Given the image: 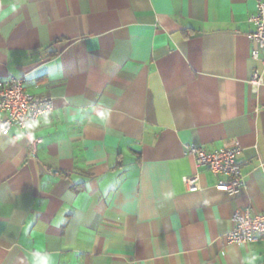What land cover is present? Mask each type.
I'll return each instance as SVG.
<instances>
[{"label": "crops", "instance_id": "0c3cea01", "mask_svg": "<svg viewBox=\"0 0 264 264\" xmlns=\"http://www.w3.org/2000/svg\"><path fill=\"white\" fill-rule=\"evenodd\" d=\"M256 5L0 0V80L54 99L0 133V264H264V239L228 240L235 210H264ZM185 143L239 146L245 187L220 189Z\"/></svg>", "mask_w": 264, "mask_h": 264}, {"label": "built area", "instance_id": "2783aa9c", "mask_svg": "<svg viewBox=\"0 0 264 264\" xmlns=\"http://www.w3.org/2000/svg\"><path fill=\"white\" fill-rule=\"evenodd\" d=\"M249 22L255 27L250 33L253 43L251 57L253 60L260 58L264 52V0H257L256 10L250 14ZM250 85L257 92L264 85V77L255 70ZM54 108V99L50 95H35L27 91L25 79L20 76H11L0 80V133L10 135L14 126L28 128L33 122L38 121L43 115ZM40 139L30 137L33 145ZM185 155L194 158L197 165L207 168L214 175H224L226 179L219 182L218 187L235 195L246 185L242 165L238 161L241 153L239 146H230L208 151L195 143H185ZM187 187L196 191L200 187L198 173L187 178ZM233 229L228 233V240L238 245L256 243L264 239V210L254 211L251 207L237 209L232 214Z\"/></svg>", "mask_w": 264, "mask_h": 264}]
</instances>
